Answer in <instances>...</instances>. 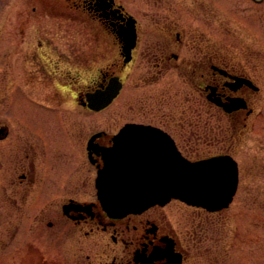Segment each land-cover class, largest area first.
<instances>
[{"label":"flooded vegetation","instance_id":"1","mask_svg":"<svg viewBox=\"0 0 264 264\" xmlns=\"http://www.w3.org/2000/svg\"><path fill=\"white\" fill-rule=\"evenodd\" d=\"M15 4L19 17L10 5L0 17V264H228V209L112 213L96 180L138 127L189 161L232 156L263 93L261 66L218 45L237 35L221 14L233 12L219 0ZM243 4L264 24V0Z\"/></svg>","mask_w":264,"mask_h":264},{"label":"water","instance_id":"2","mask_svg":"<svg viewBox=\"0 0 264 264\" xmlns=\"http://www.w3.org/2000/svg\"><path fill=\"white\" fill-rule=\"evenodd\" d=\"M134 132V136L155 143H138L133 161L129 156L118 155L116 152L121 151L117 147L110 153L106 168L99 174L107 180H97L108 210L118 214L136 212L171 199L208 211L228 206L238 184L237 163L231 157L189 162L180 156L168 137L165 141L147 130ZM122 177L127 179L110 180Z\"/></svg>","mask_w":264,"mask_h":264},{"label":"rangeland","instance_id":"3","mask_svg":"<svg viewBox=\"0 0 264 264\" xmlns=\"http://www.w3.org/2000/svg\"><path fill=\"white\" fill-rule=\"evenodd\" d=\"M17 1L0 0V17L6 15L8 5L11 7V16L19 17L15 9ZM219 3L226 8L227 13L233 12L231 15L221 14L224 19H228L230 28H234L237 34L232 39L217 36L219 47L227 48L232 55L234 51L235 56L249 55L251 63L261 66L263 75V93L256 106L257 114L248 122L244 132L240 136L236 135L232 147L240 177L236 194L226 212L227 224L223 227L222 242L224 248L228 247L224 257L228 264H264V24L252 19L249 12L258 10L243 8V0H219ZM246 17L254 21L250 32L253 31L256 36L254 34L248 38L238 34V29L242 33L246 31L241 20ZM17 27L15 22L10 31H18Z\"/></svg>","mask_w":264,"mask_h":264}]
</instances>
